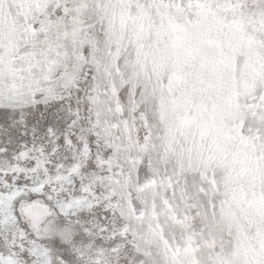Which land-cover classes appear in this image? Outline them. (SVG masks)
Wrapping results in <instances>:
<instances>
[{
  "label": "snow or ice",
  "instance_id": "snow-or-ice-1",
  "mask_svg": "<svg viewBox=\"0 0 264 264\" xmlns=\"http://www.w3.org/2000/svg\"><path fill=\"white\" fill-rule=\"evenodd\" d=\"M0 264H264V0H0Z\"/></svg>",
  "mask_w": 264,
  "mask_h": 264
}]
</instances>
